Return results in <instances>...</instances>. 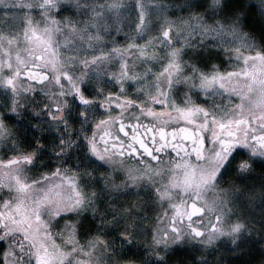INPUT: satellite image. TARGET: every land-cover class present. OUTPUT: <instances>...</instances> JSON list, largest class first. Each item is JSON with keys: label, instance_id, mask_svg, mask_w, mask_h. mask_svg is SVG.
Masks as SVG:
<instances>
[{"label": "snow or ice", "instance_id": "snow-or-ice-1", "mask_svg": "<svg viewBox=\"0 0 264 264\" xmlns=\"http://www.w3.org/2000/svg\"><path fill=\"white\" fill-rule=\"evenodd\" d=\"M0 264H264V0H0Z\"/></svg>", "mask_w": 264, "mask_h": 264}]
</instances>
